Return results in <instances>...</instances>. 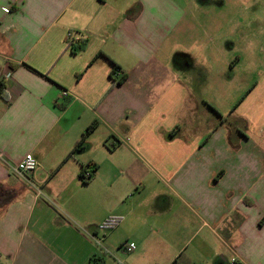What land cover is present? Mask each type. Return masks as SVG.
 I'll return each instance as SVG.
<instances>
[{
    "label": "crops",
    "instance_id": "0c3cea01",
    "mask_svg": "<svg viewBox=\"0 0 264 264\" xmlns=\"http://www.w3.org/2000/svg\"><path fill=\"white\" fill-rule=\"evenodd\" d=\"M200 3L0 0V264H264V78L194 77Z\"/></svg>",
    "mask_w": 264,
    "mask_h": 264
},
{
    "label": "rangeland",
    "instance_id": "374dc122",
    "mask_svg": "<svg viewBox=\"0 0 264 264\" xmlns=\"http://www.w3.org/2000/svg\"><path fill=\"white\" fill-rule=\"evenodd\" d=\"M196 18L176 43L193 58L201 54L194 77L223 82L222 89L217 88L218 98L228 110L229 99L241 100L256 81L264 78V0H204ZM205 42L208 48L203 55ZM210 71L214 77L208 76ZM207 90L209 95L215 92L213 87ZM224 123L230 125L231 120L225 118ZM238 129L245 131L246 121L240 120ZM119 248L112 244L109 250Z\"/></svg>",
    "mask_w": 264,
    "mask_h": 264
},
{
    "label": "built area",
    "instance_id": "2783aa9c",
    "mask_svg": "<svg viewBox=\"0 0 264 264\" xmlns=\"http://www.w3.org/2000/svg\"><path fill=\"white\" fill-rule=\"evenodd\" d=\"M70 41V40H69ZM10 78V73L7 72L4 76V81H7ZM65 96L66 93L64 92ZM14 174L21 178H28L33 175L38 169V162L31 153L25 154L22 159L14 165L12 168ZM85 177L89 176V170L85 172ZM122 217L119 216H109L105 218L97 227L101 232H107L116 229L122 222ZM125 247H128L129 250L135 248L134 244H124ZM230 264H239L237 261L232 260Z\"/></svg>",
    "mask_w": 264,
    "mask_h": 264
},
{
    "label": "trees",
    "instance_id": "16d2710c",
    "mask_svg": "<svg viewBox=\"0 0 264 264\" xmlns=\"http://www.w3.org/2000/svg\"><path fill=\"white\" fill-rule=\"evenodd\" d=\"M85 40H80L78 42H74V40H70L69 44H70V49L71 52L76 53L79 52L83 49L84 45H85ZM4 92V85L2 83H0V94L3 95ZM91 129V126L87 129V131L83 134V137L89 132V130ZM94 167L91 171H89V176L85 177V172L87 171V169H82L79 173V179L81 180L82 183L87 184L89 181H91V179L93 178V173L95 171Z\"/></svg>",
    "mask_w": 264,
    "mask_h": 264
}]
</instances>
